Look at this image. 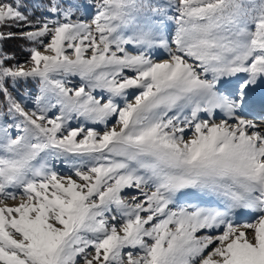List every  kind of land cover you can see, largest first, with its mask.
Wrapping results in <instances>:
<instances>
[{
	"label": "snow or ice",
	"instance_id": "snow-or-ice-1",
	"mask_svg": "<svg viewBox=\"0 0 264 264\" xmlns=\"http://www.w3.org/2000/svg\"><path fill=\"white\" fill-rule=\"evenodd\" d=\"M0 264H264V0H0Z\"/></svg>",
	"mask_w": 264,
	"mask_h": 264
},
{
	"label": "rangeland",
	"instance_id": "rangeland-1",
	"mask_svg": "<svg viewBox=\"0 0 264 264\" xmlns=\"http://www.w3.org/2000/svg\"><path fill=\"white\" fill-rule=\"evenodd\" d=\"M90 2H91V0H90ZM94 11V10H93ZM26 47V43H25V41H23V43H21V42H19V53L18 54H15V56H16V59L18 60V61H20V62H23L24 60H26L27 59V53L24 51V48ZM11 53H13V52H11ZM166 58V57H165ZM260 93H261V90L260 89H258L257 90V96H259L260 95ZM250 118H253V117H251L250 116ZM57 169H58V171H60L62 174H65L66 173V169H64L61 165H57Z\"/></svg>",
	"mask_w": 264,
	"mask_h": 264
},
{
	"label": "trees",
	"instance_id": "trees-1",
	"mask_svg": "<svg viewBox=\"0 0 264 264\" xmlns=\"http://www.w3.org/2000/svg\"><path fill=\"white\" fill-rule=\"evenodd\" d=\"M19 42L23 43V40L13 39L9 40L5 44V49L15 54L19 53Z\"/></svg>",
	"mask_w": 264,
	"mask_h": 264
},
{
	"label": "bare ground",
	"instance_id": "bare-ground-1",
	"mask_svg": "<svg viewBox=\"0 0 264 264\" xmlns=\"http://www.w3.org/2000/svg\"><path fill=\"white\" fill-rule=\"evenodd\" d=\"M6 203L12 204V203H16V201H6ZM240 219H247V217H241Z\"/></svg>",
	"mask_w": 264,
	"mask_h": 264
}]
</instances>
